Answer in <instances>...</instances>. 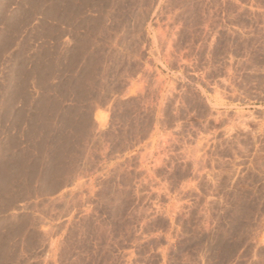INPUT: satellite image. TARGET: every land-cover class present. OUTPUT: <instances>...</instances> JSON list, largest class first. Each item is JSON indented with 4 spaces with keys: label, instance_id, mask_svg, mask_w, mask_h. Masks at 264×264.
I'll list each match as a JSON object with an SVG mask.
<instances>
[{
    "label": "rangeland",
    "instance_id": "374dc122",
    "mask_svg": "<svg viewBox=\"0 0 264 264\" xmlns=\"http://www.w3.org/2000/svg\"><path fill=\"white\" fill-rule=\"evenodd\" d=\"M199 2L0 0V264H264V0Z\"/></svg>",
    "mask_w": 264,
    "mask_h": 264
},
{
    "label": "bare ground",
    "instance_id": "6f19581e",
    "mask_svg": "<svg viewBox=\"0 0 264 264\" xmlns=\"http://www.w3.org/2000/svg\"><path fill=\"white\" fill-rule=\"evenodd\" d=\"M180 4V7L182 8L180 12L185 14L187 24L189 25L196 22L199 18L198 7L201 6L199 0H180ZM61 20H63V17Z\"/></svg>",
    "mask_w": 264,
    "mask_h": 264
}]
</instances>
